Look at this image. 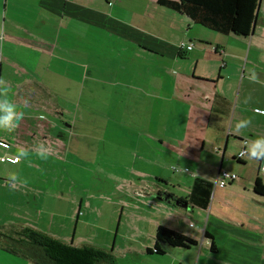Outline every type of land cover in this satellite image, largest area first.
<instances>
[{"label":"crops","instance_id":"crops-1","mask_svg":"<svg viewBox=\"0 0 264 264\" xmlns=\"http://www.w3.org/2000/svg\"><path fill=\"white\" fill-rule=\"evenodd\" d=\"M1 35L0 90L10 89L8 101L18 107L8 122L15 131L0 133L9 143L0 157H18L8 163L19 173L25 168L23 178H38L41 164L28 159L34 152L63 168L91 162L78 170L114 178L102 200L120 202L114 238L106 242L120 264H264V197L252 188L256 177L264 182L262 157L250 158L255 176L246 169L250 149L257 142L264 148V0L249 36L215 32L159 0H0ZM241 120L250 122L237 128ZM222 170L242 178L215 186ZM197 177L213 183L206 208L188 204L193 215L184 216L159 199L186 197ZM42 188L21 181L7 202L19 193L33 208L44 201ZM70 197L79 199V214L85 196ZM55 202L46 199L42 208L73 206ZM124 210L137 218L122 220ZM101 217L99 209L92 222ZM143 224L166 226L196 244L155 253V232L146 234ZM64 236L59 229L54 238ZM69 242L89 244L75 232Z\"/></svg>","mask_w":264,"mask_h":264},{"label":"rangeland","instance_id":"rangeland-1","mask_svg":"<svg viewBox=\"0 0 264 264\" xmlns=\"http://www.w3.org/2000/svg\"><path fill=\"white\" fill-rule=\"evenodd\" d=\"M207 44L211 45L210 42H207ZM10 99L11 95L9 93H7L6 96L0 95V102H4L6 100L8 101ZM33 112L35 114L32 113V115L35 117L41 113L40 110ZM63 116L66 120L69 118L67 114H64ZM5 117V110L0 109V120H3ZM2 132L3 131L0 130V133ZM28 159L32 160L31 164H41V167H39L40 170L37 173L38 178L33 176L23 178V176H28L25 168H22L19 173V165H11L8 162H0V264H27V259L15 255L3 248L7 247L10 242H8V239H3L1 236V234H9V230L16 231L20 230L22 227H30L51 237L58 236L57 238H60V229L62 235H65L61 238V240H66V242H69V238H71V235L75 232L77 237L82 236V238L88 239V243L90 245L110 250L109 244H111V239L114 238L116 220H118V217L120 216L119 209H114L120 205V202L113 206L109 204L110 201L102 199H105L107 195H111L108 189L109 186L111 187L115 183L114 178L109 175H107V177L99 175L92 178L90 173L78 170L81 166H85L86 163L91 162L77 164L72 161L71 163H66V167L64 166L63 168L62 164H59L57 160H53L52 158L45 160L36 152L30 153ZM252 161L253 160L251 159H247L246 165H248V167L246 169L252 176H255L256 165ZM230 163L235 164L236 166H243V162H238L236 159H231ZM100 164L104 165L106 163H99V165ZM104 168L106 169V165H104ZM58 174H61V177L60 175L58 177ZM91 174H94V172H91ZM259 175L264 179V174L260 172ZM237 176H239L240 179L242 178L241 175ZM21 181L26 184H29L30 181H34L37 186H46V189L42 188L44 193H42L41 197L44 198V201L47 199L48 202H51V206L57 204L55 200L63 201L66 199H68L70 206H73L69 207V210L65 209V205H63L62 209L42 208V204L44 202L42 201L32 208L29 206H32L33 204H24L19 193L14 195L15 197L10 201L11 203L7 202V198L9 197V188H11V186L19 185ZM239 181H241L244 186L245 184L247 186V183L249 182H247L246 179ZM168 188L173 190L172 186H169ZM56 189L65 192L66 195L64 198L60 199L62 193H59ZM91 190L94 191V193L90 194ZM71 194L74 198L80 194L85 196V200L83 201L79 214L77 213L79 199L72 200L70 197ZM92 196L93 198H89ZM27 199L30 202L34 200L31 196H28ZM86 200H88L89 203L91 202L89 207L85 204ZM75 205L76 208L74 207ZM102 206L103 209H101ZM99 209L101 210L102 217L98 223H93L92 221L96 217ZM173 209L183 213L184 216L186 213H191L189 211L190 208L174 207ZM127 211L128 210H124L122 220H126L127 215H129L130 218H137V212L129 211L127 213ZM52 212H54V214H52ZM145 213L148 215L147 211ZM60 214L62 216H66L67 218L62 219V217L59 216ZM191 214L193 215V213ZM78 215L79 218L76 220ZM55 218L56 223H58L57 226L52 224L53 219ZM156 218L160 222H164V216L160 215ZM189 218L192 223L199 220L196 216ZM125 229L126 226L124 224L119 226L120 232ZM155 229L156 228L153 225L143 224V230L146 234H154ZM68 230H70V233ZM119 240L120 238H117L116 242H119ZM108 241H110V243L106 245V242Z\"/></svg>","mask_w":264,"mask_h":264},{"label":"trees","instance_id":"trees-1","mask_svg":"<svg viewBox=\"0 0 264 264\" xmlns=\"http://www.w3.org/2000/svg\"><path fill=\"white\" fill-rule=\"evenodd\" d=\"M159 3L215 32L249 36L254 31L260 0H159ZM212 188V182L197 177L186 197L170 194L171 204L177 206L174 204L177 201L206 208ZM252 188L256 194L264 197V182L259 177H256ZM1 236L10 242L3 248L34 264H120L111 250L89 244L76 246L30 227L12 230ZM195 244L194 239L166 226L156 228L155 253L163 254L164 246L189 247ZM211 249H214L213 243Z\"/></svg>","mask_w":264,"mask_h":264},{"label":"clouds","instance_id":"clouds-1","mask_svg":"<svg viewBox=\"0 0 264 264\" xmlns=\"http://www.w3.org/2000/svg\"><path fill=\"white\" fill-rule=\"evenodd\" d=\"M254 73V72H253ZM3 78H0V80H2ZM253 81H257V79L253 78ZM10 91V89H3L0 90V95H7V92ZM28 104L27 102L25 103L24 107H27ZM17 105L11 103L10 101H4L2 103H0V109L5 110L8 113V116H6L3 120H0V130H4L7 132H13L15 131L16 127L10 126L9 125V120L12 119V116L14 114V110L17 109ZM20 114L23 115V111L20 110ZM43 119V117H41ZM250 121H238L236 124L237 128H245L247 126V123ZM18 126V125H17ZM257 148H260V151H257ZM241 157H244L241 153H240ZM264 156V148L260 147V142H257V144L252 147L250 149V157H248V159H250L251 157H262ZM262 171H264V169H262Z\"/></svg>","mask_w":264,"mask_h":264},{"label":"built area","instance_id":"built-area-1","mask_svg":"<svg viewBox=\"0 0 264 264\" xmlns=\"http://www.w3.org/2000/svg\"><path fill=\"white\" fill-rule=\"evenodd\" d=\"M0 38L3 39V36L1 35ZM180 48H185L187 50H191L193 48V44L192 43H188L187 45H185L184 43H181ZM0 56H1V51H0ZM0 146L3 147V148H8L9 147V143H7L6 141L0 140ZM240 153L242 155H244L246 153V151L242 150L241 152L238 153L237 157H241ZM18 160H19V158L16 157V156H3V157H0V161L1 162L16 163ZM262 169H264V156H262V159H261V162H260V171L264 174V171H262ZM236 178H237L236 174L222 170V171L219 172V174L217 175L216 179L214 180V185L222 188V187H225L229 183V181H232V180H234ZM190 225L192 226V224H190Z\"/></svg>","mask_w":264,"mask_h":264},{"label":"water","instance_id":"water-1","mask_svg":"<svg viewBox=\"0 0 264 264\" xmlns=\"http://www.w3.org/2000/svg\"><path fill=\"white\" fill-rule=\"evenodd\" d=\"M159 199L165 203H172L170 194H163L161 197H159ZM174 204L179 206V207H183V208H187V206H188L187 203L181 204L177 201H174Z\"/></svg>","mask_w":264,"mask_h":264}]
</instances>
